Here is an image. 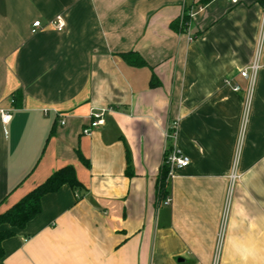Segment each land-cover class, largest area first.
<instances>
[{
	"label": "crops",
	"instance_id": "obj_1",
	"mask_svg": "<svg viewBox=\"0 0 264 264\" xmlns=\"http://www.w3.org/2000/svg\"><path fill=\"white\" fill-rule=\"evenodd\" d=\"M191 9L189 41L171 25ZM263 14L264 0H0V214L65 166L83 187L43 196L0 264H264V42L246 117L240 77ZM169 148L189 165L158 198Z\"/></svg>",
	"mask_w": 264,
	"mask_h": 264
},
{
	"label": "trees",
	"instance_id": "obj_2",
	"mask_svg": "<svg viewBox=\"0 0 264 264\" xmlns=\"http://www.w3.org/2000/svg\"><path fill=\"white\" fill-rule=\"evenodd\" d=\"M211 0H202V3H208ZM188 18L184 17V22ZM171 27L175 30L181 31L179 27V21H176ZM122 60L130 67L142 68L146 66L145 62L136 54H123ZM152 86H154V79L151 80ZM14 106L18 108L20 106V95L14 96ZM51 131L49 136H52ZM77 158L85 166L87 161L76 152ZM168 175V167L163 164L160 170L159 179L157 183V197H165L166 194V178ZM68 186L75 192L83 190L82 185L78 182L75 174V170L72 166H65L52 175H50L43 183L38 185L31 192L26 194L19 202L9 208L4 213L0 214V259L3 258L2 243L14 236L13 230H21L25 225L31 221L35 216L40 213V201L41 198L47 194L57 192L61 187ZM7 226L8 229H2Z\"/></svg>",
	"mask_w": 264,
	"mask_h": 264
},
{
	"label": "built area",
	"instance_id": "obj_3",
	"mask_svg": "<svg viewBox=\"0 0 264 264\" xmlns=\"http://www.w3.org/2000/svg\"><path fill=\"white\" fill-rule=\"evenodd\" d=\"M229 2L232 5L239 4L243 0H225ZM194 15V10L191 9L189 10L188 13H184L181 15L179 18V27L181 29V33L186 35L188 37V40L191 41L192 37L189 33L188 30V25H189V20L193 17ZM187 17L188 20L184 22V17ZM48 26L54 29L56 32H62L65 29V22L64 20L59 16L56 17L54 20L48 23ZM42 30V25L40 21H35L32 24V29H31V34H36L37 32ZM264 42V14H263V19H262V25H261V30L257 42V47L254 52V56L252 59V62L250 65L240 73V77L244 79L245 81L248 82V89L246 90L245 93V117L248 112L250 102H251V97H252V91L253 87L257 78V74L261 68V57H262V46ZM226 85H229V81L226 80L224 81ZM232 91L234 93H239L241 92V88L239 86H233ZM105 110H100V111H92L89 116V124L85 129H83L82 134L83 135H89L94 129L98 128L99 126L103 125V117ZM11 119L10 112L8 111H0V120L2 124H7ZM61 125H64V122H61ZM167 138L170 140H175L176 138V130L172 132L167 133ZM164 164L167 165L168 167V175H170L171 171L174 169H183L186 168L189 165V159L181 154L176 148H169L167 151H165V157H164ZM234 176H231V178ZM165 204L170 205L171 199L166 197L165 199Z\"/></svg>",
	"mask_w": 264,
	"mask_h": 264
}]
</instances>
